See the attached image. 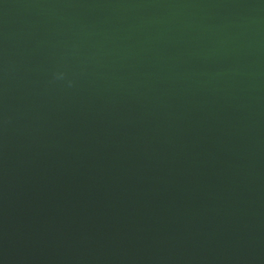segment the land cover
<instances>
[{"label":"water","instance_id":"water-1","mask_svg":"<svg viewBox=\"0 0 264 264\" xmlns=\"http://www.w3.org/2000/svg\"><path fill=\"white\" fill-rule=\"evenodd\" d=\"M0 264H264V0H0Z\"/></svg>","mask_w":264,"mask_h":264}]
</instances>
